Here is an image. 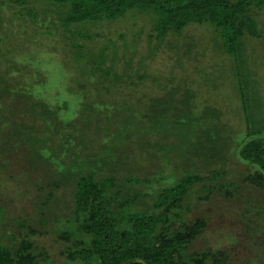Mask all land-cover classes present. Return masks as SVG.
<instances>
[{
    "label": "rangeland",
    "instance_id": "obj_1",
    "mask_svg": "<svg viewBox=\"0 0 264 264\" xmlns=\"http://www.w3.org/2000/svg\"><path fill=\"white\" fill-rule=\"evenodd\" d=\"M65 12L64 5L43 0H29L22 6L0 0V91L6 88L3 80L12 89L24 91L36 117L20 116L24 117L25 131L46 129L41 107H33L37 101L48 105L63 121L71 120L73 127L65 126L63 132L67 135L70 130L83 137L86 149L77 148V153L88 152L90 156L103 149L110 151L111 141L103 138L120 126L118 118L109 113L114 111V104L124 100L134 104L137 99L142 102L138 107L146 114L149 106L141 99L145 94L163 96L167 85L186 78L197 97L193 101L197 114L205 105L214 106L225 124L222 140L226 147L221 144L216 162L205 169L225 171L229 179L244 187L238 199L218 195L220 198L203 203L195 200L200 190L193 191L184 220L209 214L210 222L190 249L225 250L228 257L224 264H264V190L244 183L243 176L250 166L241 161L236 150L249 124L264 125V11L251 8L258 22V36L243 39L240 62L224 54L218 34L209 24H192L181 34H168L159 40L154 37V20L146 12H130L115 21L69 26L62 22ZM7 107L0 106V113L8 118ZM3 126L0 125L1 240L13 246L26 238L42 263L78 264L66 261L61 251L67 243L58 236L63 230H71L73 224L68 220L73 199L67 178L72 173L66 168V177L60 168L70 162L76 164L75 159H63V148L57 151V137L49 149L33 148L27 140L10 146L5 132L9 126ZM47 134L50 135L48 131ZM28 135L36 138L32 131ZM169 152L162 151L156 158L137 152L130 156L126 163L133 170L138 167L131 175L144 183L132 181L122 161L117 167L123 173L118 177L122 191H143L151 198L174 182L185 166L175 152L173 156ZM61 176L65 178L55 188V179ZM139 202L149 206L144 200ZM174 223L176 227L181 225L177 220Z\"/></svg>",
    "mask_w": 264,
    "mask_h": 264
},
{
    "label": "trees",
    "instance_id": "obj_2",
    "mask_svg": "<svg viewBox=\"0 0 264 264\" xmlns=\"http://www.w3.org/2000/svg\"><path fill=\"white\" fill-rule=\"evenodd\" d=\"M1 1L21 6L29 2ZM43 1L66 7L62 22L67 26L115 21L135 11L149 13L155 23L154 37L159 40L168 34H181L192 24H209L218 34L224 54L233 56L239 62L243 39L257 35L258 22L252 15L251 8L264 11V0ZM91 66L95 69L94 64ZM2 83L6 88L0 91V106L7 105L10 115L7 118L4 113H0L1 127L9 126L5 129L8 136L6 143L10 140V146H18L27 140L33 148L38 146L49 149L53 148L57 137L60 143L57 151L60 152L63 148V153L60 154L63 159L71 156L76 161V164H62L60 168H63L61 174L64 176L66 168L72 173V176L66 177L70 181L68 186L70 185L73 199L68 220L74 227L70 224L71 230H63L58 235L59 239L67 243L61 251L66 255V261L78 264H224L227 261L225 250L190 249L207 230L210 222L209 214H199L191 221L184 220L183 213L188 209L193 191L200 190L195 200L196 203H203L220 198L218 195L238 199L244 187L229 179L225 171L205 169L216 162L217 153H221L222 147H226L222 140L225 124L221 123L222 115L214 106L205 105L197 114L196 107H193V101L197 97L189 88L186 78L177 84L172 83L175 85H167L163 96L145 94L141 99L146 100L149 106L146 114L138 107L141 101L137 99L132 105L131 100L114 104L111 109L114 111L109 113L118 118L120 126L114 134H106L103 138L104 141H111V150L103 149L101 153L90 156L88 152L83 153L86 158L75 151L85 145L83 137L75 136V132L71 134L70 130L69 135L63 132L65 126L68 129L73 127L71 120L63 121L48 105L33 102V107H41L45 125L43 128L50 135L42 127L25 131V115L36 119L30 107L32 105L26 99L24 91L12 89L5 80ZM240 89L243 94L242 88ZM243 109H246L245 102ZM246 120L249 123V116H246ZM31 131L36 138L28 135ZM242 134L236 150L241 161L251 169L245 173L243 181L251 187L264 190V125L254 127L249 124ZM65 147H68L66 154ZM167 149L172 156L175 152L185 166L183 173L173 179L174 182L159 189L151 198H147L148 193L143 191L134 194L122 191L118 177L123 173L117 168L122 161L127 164V160L135 152L137 155L140 153L156 158ZM124 167L129 175L138 169L133 170L128 164ZM64 178L61 176L59 180L55 179V188L61 186L60 181ZM130 178L137 183H144L132 175ZM131 179L127 181L131 182ZM140 199L149 206H141ZM175 220L181 223L179 227L175 226ZM0 264L50 263L40 261L26 238L13 246L6 245L0 238Z\"/></svg>",
    "mask_w": 264,
    "mask_h": 264
}]
</instances>
